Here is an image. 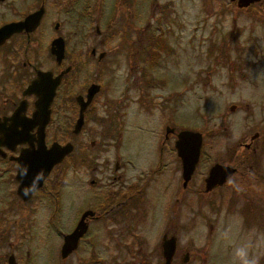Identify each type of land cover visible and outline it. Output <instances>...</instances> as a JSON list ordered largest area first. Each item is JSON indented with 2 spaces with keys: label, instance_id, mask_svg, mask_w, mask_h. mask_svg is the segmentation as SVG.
Listing matches in <instances>:
<instances>
[{
  "label": "flooded vegetation",
  "instance_id": "flooded-vegetation-1",
  "mask_svg": "<svg viewBox=\"0 0 264 264\" xmlns=\"http://www.w3.org/2000/svg\"><path fill=\"white\" fill-rule=\"evenodd\" d=\"M16 1L0 0V8L8 9L0 15V28L42 11L34 29L24 27L0 43V186L12 189V214L21 210L27 234L25 242L32 247L23 263L17 261L19 264H166L163 244L172 239L175 249L169 264H191V241L188 239L186 246H181V237L184 232H190L196 217L190 221L181 211H190L193 203L199 208L201 199L211 198L215 192L221 194L218 202L228 206L229 216L234 219L229 218L228 222L233 221L235 237L241 235L240 227L252 228L253 221L244 201L251 199L252 203L264 194V128L255 129L248 142L240 141L237 149L208 164L202 171L200 188H193L199 200L197 204L189 195L191 180L204 164L203 134L195 170L184 184L176 141L185 128H176L175 121L168 117L161 132L138 124L139 130L132 134L128 132L125 97L120 96L118 105L107 97L101 103L100 99L112 86V77L120 73L122 65L129 66L125 67V74L135 79L141 93L138 98L145 105L152 96L151 89L171 87L173 76L159 74L156 67L160 60L176 56V46L164 26L158 25L163 15L154 19L157 6L152 11L154 20L136 27V35L131 37L126 34V24L131 23L127 15L131 12H125L128 0H114L113 4L110 0H23V5L18 4L20 7ZM230 1L244 8L238 6V0ZM262 1L251 2L246 8L262 6ZM116 8L120 10L119 16ZM140 15L141 12L135 15L139 23ZM154 22H157L155 31ZM66 23L75 27L71 36L62 33ZM117 28L120 35L115 43L113 30ZM176 40H181L178 33ZM40 71L50 73L53 78L63 73L50 104L44 143L47 147L54 142L71 143L72 150L53 166L41 187L23 199L18 194L21 183L18 158L29 147L37 150L40 140L39 125L34 120L38 96L35 92L27 94L26 89ZM180 82L186 87L185 78ZM94 87L97 91L86 104L82 126L75 132L82 104ZM171 100L172 94L161 99L166 108L172 107ZM19 110L20 120L30 119L34 126L21 141L9 142L10 119ZM64 112V121L71 122V128H63ZM155 117H151L154 124L159 121ZM52 123L56 125L53 132ZM21 127L18 125L19 130ZM239 146L255 154V162L251 155L240 154ZM30 161L24 159L23 163ZM175 162H179L181 169L178 192L174 185ZM215 164L230 166L234 171L222 184L207 189L205 180ZM68 168L73 175L72 183L64 178ZM263 216L264 211L260 220L254 221L259 229L264 228ZM74 231L80 232L77 245L64 255L66 236ZM44 234L49 236V243L43 240ZM42 242L49 244L51 250L47 252L45 248L44 253ZM251 246L254 243H249ZM48 258L51 263L46 261Z\"/></svg>",
  "mask_w": 264,
  "mask_h": 264
},
{
  "label": "rangeland",
  "instance_id": "rangeland-1",
  "mask_svg": "<svg viewBox=\"0 0 264 264\" xmlns=\"http://www.w3.org/2000/svg\"><path fill=\"white\" fill-rule=\"evenodd\" d=\"M22 1L17 0L16 5L22 6ZM113 2L110 0L111 4ZM127 3L129 5L125 12H131L127 13L131 21L126 24L128 36L135 37L136 27L156 20V15H159V19L163 15L164 19L158 25L164 26L167 36L176 42V56L160 60L156 68L160 70L159 74L170 73L173 82L167 89H151L152 96L145 105L138 98L141 93L135 79L125 74V67L127 69L129 66L122 65L120 73L112 77V86L107 89L106 96L100 99L101 103L107 97L108 101L118 105L120 96H124L128 102V132L132 134L139 130L138 124L149 129L157 128L161 132L164 120L167 121L168 117L175 121L176 128L202 132L204 164L199 173L194 175L193 182L191 180L189 195L198 204L193 188H200L204 177L202 171L208 164L236 148L240 141L248 142L249 135L255 129L264 128V0L262 6L242 9L230 0H128ZM156 6L158 9L153 19L152 11ZM4 11L8 9L0 8V15ZM138 12H141V23L138 17L135 19ZM156 25L157 22L152 25L154 31ZM71 26L69 23L64 24L62 33L71 36L75 30ZM116 30L120 28L113 30L115 43L120 35ZM177 33L181 36L179 42L176 40ZM182 78L186 79V87L180 82ZM168 94H172L171 108H166L161 101ZM151 117L159 118V121L154 124ZM72 126L71 122H63L64 129ZM50 127L53 132L56 125L52 123ZM238 150L240 154L251 155L254 162L257 159L245 146H239ZM180 172L179 162H175L174 185L177 192L181 191ZM64 175L65 180L72 183L73 175L69 168L64 171ZM11 190L0 186V264H7L10 254H14L16 261L23 263L27 250H32L25 242L27 234L23 229L21 210L12 214L10 203L14 199ZM70 190L71 186L68 187V193ZM218 196L221 194L215 192L211 198L201 199L199 208L193 203L190 211H181L190 221L196 217L191 223L190 232H184L181 237V246L185 247L188 239L191 241L194 259L191 264H264V228L254 226L256 218L259 221L263 215V192L252 203L251 199L244 201L254 227H240L241 235L237 234L236 237L233 235V221L228 222L233 217L229 216L228 206L220 205ZM67 216L72 217L70 212ZM211 223L214 224L212 232ZM44 236L43 240L49 243V236ZM249 243H254V246L249 247ZM40 245L44 253L45 248L47 252L51 250L45 242ZM46 261L51 263L49 258Z\"/></svg>",
  "mask_w": 264,
  "mask_h": 264
},
{
  "label": "water",
  "instance_id": "water-1",
  "mask_svg": "<svg viewBox=\"0 0 264 264\" xmlns=\"http://www.w3.org/2000/svg\"><path fill=\"white\" fill-rule=\"evenodd\" d=\"M254 1L259 0H238L237 3L239 7H246ZM41 14L42 11L40 10L30 15L24 21L11 23L1 27L0 43H2L13 32L20 31L24 27L28 30L34 29L33 27L37 25ZM62 74L53 78L51 77L50 73L40 71L37 78H35L26 89L27 94L35 92L38 96L34 120L39 125L38 135L40 140H38L39 142L37 150L29 147L25 149L21 157L18 158L20 161L19 179L21 180V183L18 187V194L23 199H27L37 188L41 187L44 179L49 174L53 166L60 162L62 158L72 150L71 143L62 145L58 142H54L49 147H47L44 143V129L50 119V104L53 100L55 89L61 80ZM96 91L97 87L89 90L87 101L82 104L80 118L75 125V132H77L82 126L83 110L86 104L92 99ZM20 113V110L17 111L10 119V126L7 130L9 133V142L11 141L17 143L18 141H21L23 136H28L29 130L34 126V124L29 123L31 122L30 119L28 120L25 118L23 121H21ZM18 125L22 126L20 130L18 129ZM27 140L30 141L31 144V139L27 138ZM201 146L202 132L191 129H184L179 132L178 139L176 141V149L178 151L179 157L182 160L184 184L188 183L195 170L201 151ZM24 159H31V161L27 164H24ZM233 171L234 169L230 166L220 164L213 165L210 169L208 177L205 180L207 189H211L216 185L222 184L233 173ZM79 235L80 232L74 231L73 233L66 236L63 247L64 255L76 247ZM163 249L165 256H167L166 264H169L175 249V241L172 239L171 241L164 243ZM8 264H19L16 261L14 254H10L8 257Z\"/></svg>",
  "mask_w": 264,
  "mask_h": 264
}]
</instances>
